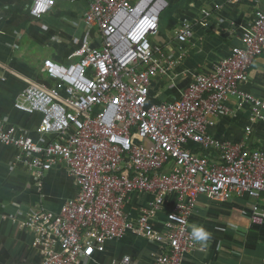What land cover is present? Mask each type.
I'll use <instances>...</instances> for the list:
<instances>
[{
  "label": "built area",
  "instance_id": "obj_1",
  "mask_svg": "<svg viewBox=\"0 0 264 264\" xmlns=\"http://www.w3.org/2000/svg\"><path fill=\"white\" fill-rule=\"evenodd\" d=\"M75 1V0H65ZM84 22L95 28L98 43L83 40L69 63L43 61L52 82L29 84L18 106L40 113L36 132L54 138L35 141L20 127L0 120V143L18 149L16 158L30 174L39 197L45 173L62 165L77 182V192L58 212L36 201L20 225L32 236L39 259L31 264H81L103 252L107 240L127 234L156 244L150 264H183L196 247L188 217L196 198L215 201L247 195L264 201V148L220 140L209 131V117L233 98L253 119L264 120V98L242 90L254 58L264 50V5L240 28V45L218 59L209 71H197L178 97L149 100V85L159 74L177 87L162 63L159 32L167 0H88ZM54 0H29V14L41 17ZM204 18L209 11H202ZM185 43L192 25L174 31ZM193 143L214 151L197 155ZM132 193L148 194L145 208L130 219L125 209ZM161 228L154 219L169 197ZM250 221L264 223V205L252 206ZM109 264H133L128 254ZM264 264V258L261 261Z\"/></svg>",
  "mask_w": 264,
  "mask_h": 264
},
{
  "label": "crops",
  "instance_id": "obj_2",
  "mask_svg": "<svg viewBox=\"0 0 264 264\" xmlns=\"http://www.w3.org/2000/svg\"><path fill=\"white\" fill-rule=\"evenodd\" d=\"M162 12L159 32L153 42L162 44L159 55L162 63L176 62L170 74L177 87L171 86L164 75H158L149 85V100L171 101L178 97L177 89L185 87L197 71H209L220 58L240 45L239 26L251 20L254 11L264 0H167ZM88 0H54L39 18L29 14V0H0V120L5 126L16 125L33 140L45 141L54 135H40L36 128L41 115L18 106L21 89L29 84L51 83L43 61L52 58L69 63V57L83 40L98 43L95 28L84 22ZM209 11L204 18L202 11ZM192 25V36L185 43L175 39L174 31L183 22ZM239 87L264 98V50L248 69V75ZM222 109L211 115L209 131L220 140L242 142L249 148H264V120L253 119L247 108H237L228 98ZM197 155L217 156L214 151L201 149L193 143L184 145ZM18 149L0 143V264H31L38 261L37 248L29 231L20 225L30 207L39 203L54 212L60 210L63 200L77 192L76 180L58 164L43 178L39 197L25 166L18 161ZM148 194L132 193L125 209L129 218H135L145 208ZM175 198L169 197L162 211L154 219L161 228L165 211ZM264 205L263 199L247 195L228 201H215L206 194L197 196L188 217L189 229L201 225L210 239L186 253L183 264H261L264 258V223L250 221L252 206ZM155 243L143 237L127 234L107 240L103 252H95L81 264H109L123 254L131 256L133 264H150Z\"/></svg>",
  "mask_w": 264,
  "mask_h": 264
},
{
  "label": "clouds",
  "instance_id": "obj_3",
  "mask_svg": "<svg viewBox=\"0 0 264 264\" xmlns=\"http://www.w3.org/2000/svg\"><path fill=\"white\" fill-rule=\"evenodd\" d=\"M190 237L194 242L204 244L210 239L211 233L201 225H192Z\"/></svg>",
  "mask_w": 264,
  "mask_h": 264
},
{
  "label": "rangeland",
  "instance_id": "obj_4",
  "mask_svg": "<svg viewBox=\"0 0 264 264\" xmlns=\"http://www.w3.org/2000/svg\"><path fill=\"white\" fill-rule=\"evenodd\" d=\"M127 209V208H126Z\"/></svg>",
  "mask_w": 264,
  "mask_h": 264
}]
</instances>
